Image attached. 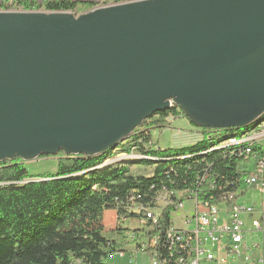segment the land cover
I'll return each mask as SVG.
<instances>
[{
    "label": "water",
    "instance_id": "95a60500",
    "mask_svg": "<svg viewBox=\"0 0 264 264\" xmlns=\"http://www.w3.org/2000/svg\"><path fill=\"white\" fill-rule=\"evenodd\" d=\"M174 105L200 129L264 114V0L0 11V163L100 155Z\"/></svg>",
    "mask_w": 264,
    "mask_h": 264
},
{
    "label": "trees",
    "instance_id": "16d2710c",
    "mask_svg": "<svg viewBox=\"0 0 264 264\" xmlns=\"http://www.w3.org/2000/svg\"><path fill=\"white\" fill-rule=\"evenodd\" d=\"M18 3L22 10L39 9L33 0ZM78 4L46 0L45 9L73 13ZM180 117L186 115L174 105L145 120L128 139L97 156H65L61 151L55 156L53 172L31 173L22 159L2 161L0 264H107V257L125 243L105 236V213L116 210L119 220L140 221L146 216L144 210L128 211L130 196L151 208L165 192L200 191L201 197L218 202L243 186L246 174L237 146L219 147L225 139L242 134L239 129H199L201 132H195L202 137L198 134L194 142L159 146V135ZM254 126L245 127V132ZM210 130L213 132L207 134ZM152 131L157 132L156 137ZM220 132L229 134L207 143L208 137ZM255 151L264 153L257 146ZM133 153L139 157L103 166L114 156ZM174 210L175 205L167 208L147 237L157 234L163 240ZM164 262L169 264V257H162L159 263Z\"/></svg>",
    "mask_w": 264,
    "mask_h": 264
},
{
    "label": "built area",
    "instance_id": "2783aa9c",
    "mask_svg": "<svg viewBox=\"0 0 264 264\" xmlns=\"http://www.w3.org/2000/svg\"><path fill=\"white\" fill-rule=\"evenodd\" d=\"M255 141L264 142V128L237 143L236 152L243 159L246 174L243 186L218 202L212 197H201L200 191H174L159 195L153 207L145 208L130 196L128 211L144 210L146 215L130 240L137 247L135 251L147 254L151 264H159L162 257H169V264H264V243L255 239V233L264 235V153L255 151ZM251 189L263 196L261 201L239 202ZM189 201L193 205L185 211V203ZM172 205L175 210L164 239L157 234L147 237ZM180 211L184 213L183 225L177 227L172 215Z\"/></svg>",
    "mask_w": 264,
    "mask_h": 264
},
{
    "label": "rangeland",
    "instance_id": "374dc122",
    "mask_svg": "<svg viewBox=\"0 0 264 264\" xmlns=\"http://www.w3.org/2000/svg\"><path fill=\"white\" fill-rule=\"evenodd\" d=\"M19 0H0V11H19L22 10L21 5L18 3ZM32 1V0H27ZM38 6V11H45V1L46 0H33ZM73 2H78V6L76 10L73 12L74 14L80 15L83 12H86L88 10H91L96 7L106 6V5H112L117 3L126 2L125 0H71ZM87 3H93L94 5L92 7H89L86 5ZM264 118V114H263ZM174 120V119H173ZM170 121L169 127L166 131H172L174 133L180 132L184 133V135H193L196 138H198L195 131L199 130L200 128L196 127L187 117H180L174 121ZM139 128V127H138ZM137 128V129H138ZM194 131V132H193ZM201 132V130H199ZM213 131H210L209 133H212ZM240 133L245 132V128L239 129ZM200 137H202L201 133ZM208 134V133H207ZM228 135L229 133L220 132L217 133V135H213L212 139L208 137L207 143L210 144L212 142H216L218 139L223 138L225 135ZM154 135H156V131L154 132ZM171 135V134H169ZM157 144H159V141H156ZM164 140L161 139L160 146H164ZM139 157L137 153H133L132 155L127 154H119L117 156L112 157L111 159H108L104 164H118L126 161H130V159ZM25 166L27 167L28 171L34 174H40L47 171H55L57 167V159L55 156L51 157H39L36 160L25 162ZM33 180H37L34 178ZM263 196L256 191L255 189L248 190L245 195L241 196V199L239 202L243 204H253L255 202L261 201ZM192 202H186L185 203V211H188L192 207ZM112 210H108L105 214V222H109L112 218L111 216ZM183 211L173 213L172 215V221L175 226H182V217H183ZM118 225V224H117ZM140 222L136 220H129L125 223L126 228H122L121 225L116 226L115 228L109 227L110 225H106L105 227V236H107L110 239H114L116 241H121L125 239L126 246L121 248L120 250L123 251L122 253L120 251L111 254L107 257L106 262L107 264H151L149 256L143 252H136L137 247H135V243L127 240H131L132 234L137 230L139 227ZM129 227L130 229H128ZM122 235H124L122 237ZM255 239L258 242L264 243V235L263 233H255Z\"/></svg>",
    "mask_w": 264,
    "mask_h": 264
},
{
    "label": "crops",
    "instance_id": "0c3cea01",
    "mask_svg": "<svg viewBox=\"0 0 264 264\" xmlns=\"http://www.w3.org/2000/svg\"><path fill=\"white\" fill-rule=\"evenodd\" d=\"M154 132L155 131H152V134L154 137H156V135H154ZM156 134H157V132H156ZM169 134H171V135H169ZM196 134L198 136V133H196ZM161 139H163L165 141L163 147H169V146L191 143V142L196 141L197 138L193 135H184V133H180V132L174 133L172 130V131H166L163 134L159 135V137H158L159 146H160ZM111 216H112V218L109 222H105V218H104L105 227H106V225H110L109 227L115 228L116 226L121 225L122 228H126L124 225L127 221L119 220L116 210H112ZM127 228L130 229L129 227H127ZM123 236L124 235H122V237ZM114 239H116V238H114ZM127 241L129 242L130 240H127ZM122 242H126L125 239H123ZM122 242L117 241V243H122ZM125 246H126V244H124L121 248H123Z\"/></svg>",
    "mask_w": 264,
    "mask_h": 264
},
{
    "label": "bare ground",
    "instance_id": "6f19581e",
    "mask_svg": "<svg viewBox=\"0 0 264 264\" xmlns=\"http://www.w3.org/2000/svg\"><path fill=\"white\" fill-rule=\"evenodd\" d=\"M253 123H255V126L251 130H247L246 132H244V133H242L240 135H233V136L225 139L219 145V147L237 146V143L246 141L247 139H250V136H252L253 134L259 133L260 130L264 128V118H263V115H261ZM208 134H210V133H208ZM255 146L260 147V148H262L264 150V142L263 141H255ZM159 264H161V263H159ZM163 264H168V263L167 262H164Z\"/></svg>",
    "mask_w": 264,
    "mask_h": 264
}]
</instances>
